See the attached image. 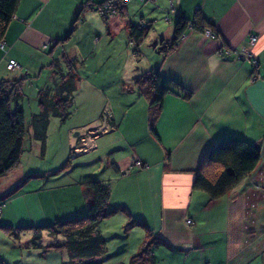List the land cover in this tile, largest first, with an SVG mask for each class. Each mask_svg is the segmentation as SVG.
Wrapping results in <instances>:
<instances>
[{
  "label": "crops",
  "instance_id": "obj_1",
  "mask_svg": "<svg viewBox=\"0 0 264 264\" xmlns=\"http://www.w3.org/2000/svg\"><path fill=\"white\" fill-rule=\"evenodd\" d=\"M99 1L18 0L2 37L0 78H14L19 70L29 69L31 65L22 47L38 34L46 35L53 26L56 33H61L60 28L64 29L73 21L82 4L88 3L80 21L108 23L111 17L106 21L93 8ZM171 1L173 10L168 11L169 0H147L152 12L146 19L140 14L139 21H148L153 27L152 42L159 45L162 39H169L171 21L179 14L191 18L195 7L210 20V27L217 35L210 36L203 30L187 26L163 58L161 51H156L155 55L151 53L142 59V66L131 73L134 76L139 69L160 62L162 80L173 79L182 88L172 85L173 90L163 96L154 124L158 138L148 129L147 100L134 88L130 89L127 96L130 100L124 105L130 113L129 123L135 124L130 133L134 134L133 140L126 139L124 131H120L122 126L123 129L128 127L127 122L121 120L115 124L111 114L113 128L109 126L107 131L114 130L115 135H121L126 145L134 148L135 154L113 161L120 170L115 171L112 162L109 163L124 188L123 195L110 205L124 204L132 216L142 218L154 230L164 242L153 248L155 255V250L162 245L178 253L180 249L185 250L183 261L187 264L205 261L209 264H264V0ZM125 14L126 5L124 14L117 15ZM166 14L168 20L164 19ZM127 20L130 19H124L122 26L125 32ZM251 34L256 36L253 42ZM49 35L54 34L50 32L45 38ZM243 46L251 53L247 59L237 57ZM146 47H143L145 52ZM225 50L228 52L224 53ZM65 51L76 54L74 46ZM21 57H25L23 63L19 61ZM9 58H14L19 65L8 68ZM185 91H189L188 96ZM135 103L137 108L133 109ZM138 131L148 133L147 142L152 140L157 144L152 145L151 154L136 149L140 143L136 141ZM235 137L259 143L257 165L227 192L209 198L206 192L192 186L195 169L210 145L219 139ZM95 145L94 138L93 147ZM133 157L144 164L135 166ZM13 172L16 176L9 185L16 183L21 173L13 169L0 179H10L9 174ZM3 189L0 187V191ZM116 213L126 219L124 213ZM22 217L27 223L45 222L43 217ZM187 218L190 223L186 222Z\"/></svg>",
  "mask_w": 264,
  "mask_h": 264
},
{
  "label": "rangeland",
  "instance_id": "obj_2",
  "mask_svg": "<svg viewBox=\"0 0 264 264\" xmlns=\"http://www.w3.org/2000/svg\"><path fill=\"white\" fill-rule=\"evenodd\" d=\"M148 5L147 1L127 0L124 16L115 14L116 16L113 15L106 24L104 21L88 19L80 21L81 16L74 25L69 21L64 29L61 27V33H56L53 26L51 30L46 31V35L50 32L54 35L45 38L46 35L40 33L22 47L27 54V62L31 65L29 69L19 70L15 77L20 78L22 98L19 103L24 111L25 122L29 120L30 114L38 109V87L51 85L54 79H58V75L50 68V61L53 57H59L63 51L69 50L71 46L75 47L79 59L77 69L80 82L73 93V108L65 120L60 121L57 116L49 114L43 152L40 151L39 143L27 135L20 160L17 166L12 168L13 171L21 173L19 179L16 183H11V186L9 183L16 176L14 172L9 174L10 179H0V187L5 188L0 191V196L8 192L0 199V223L13 226L27 223L28 220H24L22 216L33 219L43 217L42 221L51 222L56 217L83 212L85 203L81 198L82 185L79 181L90 176L109 182L110 194L107 204L110 205L123 195V183L117 180L109 163L125 155L132 157L135 154L134 148L126 145V141L121 135H115L114 130L99 133L95 137V147L87 140L78 143L77 140L80 135L88 133V128L101 123L104 110L110 111L115 124L121 120L127 122L128 127L123 129L122 126L120 129L124 131L126 139L135 138L134 134H130L135 129V124L132 126L129 123L127 117L130 113L124 109L126 101L130 100L127 96L133 87L131 73L142 66L143 58H147L151 53L157 54L158 44L152 45L153 27H150L141 41L142 46H138V52L134 53L133 45L127 40L122 26L127 18L133 22H141L140 14L145 15L146 19L152 12ZM72 25L74 27L69 38L53 45L52 40L65 35ZM143 47H146L147 53ZM25 57H21L19 61L23 63ZM36 59H39L40 63ZM61 69H65L63 64ZM141 71L142 69H139V72ZM135 108L137 103L134 104L133 109ZM106 123H111L110 128H113L111 117ZM136 137V141L140 142L136 149L141 153L151 154L152 145L157 146L152 140L147 142L150 135L144 131H138ZM73 145L75 150L71 153ZM110 145L113 146L109 147ZM67 157L65 167L59 168ZM141 164L144 163L141 161ZM25 176L26 180L12 189ZM122 216L120 213H114L98 224L105 238V249L111 252L104 258L103 264H127L129 255L146 238V235L142 236L144 228L138 225L125 232L126 219H122ZM186 222L190 223V219L187 218ZM31 235V229L19 231L16 236L0 226V258L4 264H61L67 260L66 250L45 249L49 242L61 241L64 238L61 234H52L43 229L37 241L40 246L31 243ZM155 251L156 264H187L183 261V249L179 250L182 254L179 257L177 250L166 249L162 245Z\"/></svg>",
  "mask_w": 264,
  "mask_h": 264
},
{
  "label": "trees",
  "instance_id": "obj_3",
  "mask_svg": "<svg viewBox=\"0 0 264 264\" xmlns=\"http://www.w3.org/2000/svg\"><path fill=\"white\" fill-rule=\"evenodd\" d=\"M102 1L104 0L98 3ZM17 2L18 0H0V43L4 44L2 37ZM86 5L82 4L78 8L72 21L73 25L80 19ZM125 5L126 1L117 14H124ZM93 8L95 9L94 5ZM211 24L197 7L191 18L179 14L173 21L172 36L159 42L162 45L160 49L162 58L176 44L187 26L198 30L206 27L213 33L212 36L217 35V31L210 27ZM73 25L64 36L56 38L52 44L69 38ZM124 27L127 40L133 45L132 52L137 53L139 44L150 28V23L127 20ZM78 63L79 59L73 51H65L59 57L52 58L49 63L50 68L55 75H58V79H54L51 85L38 87L36 93L38 109L30 114L27 122L19 103L22 98L20 78H0V177L17 166L27 135L39 143L40 151L43 152L49 114L57 116L60 121H64L70 114L73 108V93L80 82ZM61 64L65 67L64 71L61 69ZM159 70L160 62L131 78L132 89L134 88L147 100L148 129L157 138L154 124L163 103V96L166 92L173 90L172 85L182 88L173 79L162 80ZM184 94L188 96L189 91H185ZM259 156L257 142H251L242 137L219 139L202 155L195 169L192 186L206 192L209 198H217L231 189L245 174L251 172L257 165ZM67 160L68 157L59 168H64ZM111 167L115 171L120 170L114 162L111 163ZM25 180L26 176L21 178L12 189L17 188ZM79 182L82 185L85 203L83 212L57 217L51 222L18 223L15 226L0 223V226L16 236L19 231L31 229L30 241L35 246H40L37 241L43 229L52 234H61L64 237L61 241L55 240L45 245V249L66 250L67 260L62 261L61 264H103L104 258L111 252L105 249V238L98 224L116 212H123L126 215L125 232L132 226L138 225L144 228L146 235L137 249L129 255L127 264H156L153 248L164 242L143 219L133 217L124 204H107L110 194L109 182L94 176L83 178ZM7 193L0 196V199ZM0 264H4L1 258ZM203 264H209V262L205 261Z\"/></svg>",
  "mask_w": 264,
  "mask_h": 264
},
{
  "label": "built area",
  "instance_id": "obj_4",
  "mask_svg": "<svg viewBox=\"0 0 264 264\" xmlns=\"http://www.w3.org/2000/svg\"><path fill=\"white\" fill-rule=\"evenodd\" d=\"M127 0H104L98 4L95 5V10L96 12L103 17L106 21L108 18L112 17L113 15L117 14L121 8L124 6V2ZM141 1H147V0H141ZM173 10V2L171 0H169V8L168 11H172ZM164 19L168 20L169 17L168 15H164ZM203 32L207 35L212 36V32L209 28L204 27ZM256 39L255 34H251L250 35V41H254ZM0 46L3 47L4 44L0 43ZM223 51V50H222ZM228 52V50H225L224 53ZM251 56L250 51L248 50V48L246 47H241L238 51V58L241 59H247L248 57ZM253 63L255 64L256 61L254 59H252ZM19 65V63L14 59V58H9L7 61V67L8 68H13L14 66L17 67ZM111 117V113L109 110H104L102 112V117H101V123L97 126L88 128L87 130V134L84 135H80L78 137L77 143L78 142H82L84 140H87L90 142L91 146H94V138L101 132H105L109 129L110 123L107 124L106 121ZM109 125V126H108ZM85 144V143H84ZM83 144V145H84ZM90 146V147H91ZM75 150V145L72 146V148L70 149V152L73 153ZM133 164L135 166H141V160L138 158L133 157L132 159Z\"/></svg>",
  "mask_w": 264,
  "mask_h": 264
},
{
  "label": "water",
  "instance_id": "obj_5",
  "mask_svg": "<svg viewBox=\"0 0 264 264\" xmlns=\"http://www.w3.org/2000/svg\"><path fill=\"white\" fill-rule=\"evenodd\" d=\"M154 44H155V42H154ZM154 44H153V45H154ZM161 46H162V45H160V43H159V45H157V48H156V51H157V52H160Z\"/></svg>",
  "mask_w": 264,
  "mask_h": 264
}]
</instances>
